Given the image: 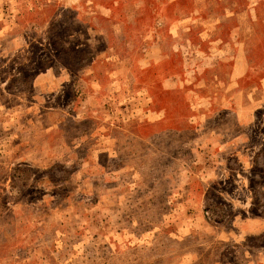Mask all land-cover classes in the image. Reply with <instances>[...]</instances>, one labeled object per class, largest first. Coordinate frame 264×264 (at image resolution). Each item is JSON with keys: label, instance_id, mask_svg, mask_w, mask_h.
<instances>
[{"label": "rangeland", "instance_id": "374dc122", "mask_svg": "<svg viewBox=\"0 0 264 264\" xmlns=\"http://www.w3.org/2000/svg\"><path fill=\"white\" fill-rule=\"evenodd\" d=\"M0 264H264V0H0Z\"/></svg>", "mask_w": 264, "mask_h": 264}, {"label": "crops", "instance_id": "0c3cea01", "mask_svg": "<svg viewBox=\"0 0 264 264\" xmlns=\"http://www.w3.org/2000/svg\"><path fill=\"white\" fill-rule=\"evenodd\" d=\"M241 71H242V70H240L238 73H236V74L234 75V77L239 78V77L241 76V74H242Z\"/></svg>", "mask_w": 264, "mask_h": 264}]
</instances>
